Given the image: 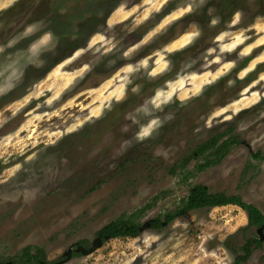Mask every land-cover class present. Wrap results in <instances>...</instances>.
Here are the masks:
<instances>
[{"label":"rangeland","instance_id":"374dc122","mask_svg":"<svg viewBox=\"0 0 264 264\" xmlns=\"http://www.w3.org/2000/svg\"><path fill=\"white\" fill-rule=\"evenodd\" d=\"M231 1L0 0V263L28 245L58 262L142 207L163 226L64 264H233L259 236L234 204L166 221L198 183L264 213V0ZM225 131L219 164L172 170Z\"/></svg>","mask_w":264,"mask_h":264},{"label":"trees","instance_id":"16d2710c","mask_svg":"<svg viewBox=\"0 0 264 264\" xmlns=\"http://www.w3.org/2000/svg\"><path fill=\"white\" fill-rule=\"evenodd\" d=\"M232 6L231 0H222L219 9L227 11ZM264 66V64H262ZM225 132H219L214 134L210 139L198 144L190 153L185 155L179 162H177L172 170L177 168L185 169L186 166L192 161V159L202 158L203 160L196 165L197 171H205L208 168L219 164L222 159L232 150L233 145L239 143L240 139L237 135H230L224 137ZM252 157L255 159L264 160V155L260 151L252 152ZM228 204L238 205L243 208L248 215V224L246 229L256 228L264 225V213L254 203L246 201L241 195L227 194L225 192H210L209 188L201 183L193 184L189 190L187 198L184 200L181 208L174 213L167 215L166 221L171 222L174 218L184 214L187 211L202 208V207H214L224 206ZM146 207L138 209L135 213L131 214V217L121 215L106 225H104L99 231L98 235L103 237L104 242L109 238L116 237H136L140 235L141 225L134 219L137 215L145 210ZM153 227L163 226V221L156 218L153 223ZM79 244L86 245L84 241H80ZM263 247V240L259 236L252 237L246 240L242 246V253H238L235 257L233 264H242L246 262L254 248ZM77 254V253H74ZM47 262L46 251L39 245H28L22 249L17 257L8 259L5 263L0 264H43Z\"/></svg>","mask_w":264,"mask_h":264},{"label":"water","instance_id":"95a60500","mask_svg":"<svg viewBox=\"0 0 264 264\" xmlns=\"http://www.w3.org/2000/svg\"><path fill=\"white\" fill-rule=\"evenodd\" d=\"M150 226H151V222L148 221L140 227V230L143 231V230L149 228ZM257 232L260 236V239L264 240V225L259 227L257 229ZM103 244H104L103 237L98 235V237H96L95 240H93L92 245L90 247L87 248V247H84L82 245H78V247L75 249V251H80L83 254L88 255V254L94 252L95 250H97L99 247L103 246ZM73 248H74L73 245H71L69 247V249L64 254L66 257L63 260H60V261L54 262V263L44 262L43 264H64L65 262H67L68 260H70L72 258Z\"/></svg>","mask_w":264,"mask_h":264},{"label":"clouds","instance_id":"9594fccd","mask_svg":"<svg viewBox=\"0 0 264 264\" xmlns=\"http://www.w3.org/2000/svg\"><path fill=\"white\" fill-rule=\"evenodd\" d=\"M8 3H12V0H8ZM4 5H0V7H3ZM238 15V14H237ZM212 23L213 24H215L216 23V20H213L212 21ZM28 31H31V28H29L28 29ZM51 39V34H45L36 44H34L33 46H32V48H33V51H36L37 49H39L42 45H45V44H47L48 42H49V40ZM153 124H155L156 123V121H153L152 122ZM149 128H144L143 130H142V132L140 133V136H141V138L144 136V135H146V134H148L149 133Z\"/></svg>","mask_w":264,"mask_h":264},{"label":"flooded vegetation","instance_id":"af4514ba","mask_svg":"<svg viewBox=\"0 0 264 264\" xmlns=\"http://www.w3.org/2000/svg\"><path fill=\"white\" fill-rule=\"evenodd\" d=\"M153 221V220H152ZM153 223V222H152ZM152 225V224H151ZM260 237V236H259ZM264 241V240H263ZM79 244V243H78ZM74 246V245H73ZM75 252H77V251H75V248H73V254L75 253Z\"/></svg>","mask_w":264,"mask_h":264}]
</instances>
